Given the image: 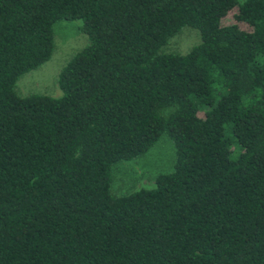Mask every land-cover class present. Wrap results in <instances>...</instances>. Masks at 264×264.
<instances>
[{"label":"trees","instance_id":"trees-1","mask_svg":"<svg viewBox=\"0 0 264 264\" xmlns=\"http://www.w3.org/2000/svg\"><path fill=\"white\" fill-rule=\"evenodd\" d=\"M73 20L62 95L19 96ZM163 135L172 170L113 194ZM0 264H264V0H0Z\"/></svg>","mask_w":264,"mask_h":264},{"label":"rangeland","instance_id":"rangeland-1","mask_svg":"<svg viewBox=\"0 0 264 264\" xmlns=\"http://www.w3.org/2000/svg\"><path fill=\"white\" fill-rule=\"evenodd\" d=\"M80 27V20L58 21L54 24L53 53L40 67L19 77L15 87L19 96L42 94L60 97L62 95L58 85L59 73L71 57L88 43L87 35L81 32ZM199 41L198 31L186 26L172 37L160 52L186 53ZM174 158L173 142L168 137L161 136L147 153L114 164L111 192L119 195L142 187H153L155 177L159 173L172 170Z\"/></svg>","mask_w":264,"mask_h":264}]
</instances>
